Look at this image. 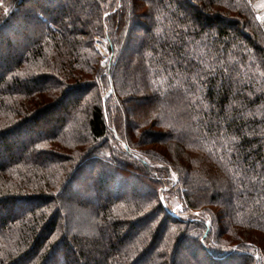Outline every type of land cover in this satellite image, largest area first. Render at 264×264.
Here are the masks:
<instances>
[{
    "label": "trees",
    "instance_id": "obj_1",
    "mask_svg": "<svg viewBox=\"0 0 264 264\" xmlns=\"http://www.w3.org/2000/svg\"><path fill=\"white\" fill-rule=\"evenodd\" d=\"M259 1L0 0V264H264Z\"/></svg>",
    "mask_w": 264,
    "mask_h": 264
},
{
    "label": "rangeland",
    "instance_id": "obj_2",
    "mask_svg": "<svg viewBox=\"0 0 264 264\" xmlns=\"http://www.w3.org/2000/svg\"><path fill=\"white\" fill-rule=\"evenodd\" d=\"M257 8H258V6H257ZM262 9H260V8H258V10H264V7H261ZM260 13H261V16L262 17H264V11H260ZM263 23H264V21H263ZM97 46H98V48L100 49V51L103 53V54H107V50H106V48L104 47V44L102 43V42H98L97 43ZM80 214H78V216H79ZM77 216V217H78ZM80 217V216H79ZM81 222H82V220H81ZM84 226H85V224H84Z\"/></svg>",
    "mask_w": 264,
    "mask_h": 264
},
{
    "label": "crops",
    "instance_id": "obj_3",
    "mask_svg": "<svg viewBox=\"0 0 264 264\" xmlns=\"http://www.w3.org/2000/svg\"><path fill=\"white\" fill-rule=\"evenodd\" d=\"M258 6H259L260 9H262L261 7H264V0H260L259 3H258Z\"/></svg>",
    "mask_w": 264,
    "mask_h": 264
}]
</instances>
